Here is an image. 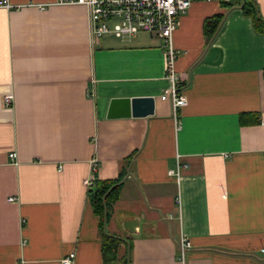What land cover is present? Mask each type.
<instances>
[{
    "label": "crops",
    "instance_id": "1",
    "mask_svg": "<svg viewBox=\"0 0 264 264\" xmlns=\"http://www.w3.org/2000/svg\"><path fill=\"white\" fill-rule=\"evenodd\" d=\"M8 1L0 6V264L70 255L73 264H264V32L241 1L197 0L179 16L173 43L186 105L176 108L161 97L170 81L158 37L143 30L91 42L84 5ZM255 1L264 21V0ZM217 14L209 37L205 21ZM146 96L155 105L147 116L112 108ZM179 163L176 181L168 170ZM91 176H121L104 224L89 201ZM103 234L120 239L110 262Z\"/></svg>",
    "mask_w": 264,
    "mask_h": 264
},
{
    "label": "built area",
    "instance_id": "2",
    "mask_svg": "<svg viewBox=\"0 0 264 264\" xmlns=\"http://www.w3.org/2000/svg\"><path fill=\"white\" fill-rule=\"evenodd\" d=\"M197 0H59V3L81 4L86 7L89 15L90 40H99L104 34L111 33L118 38H130V36L147 31L161 40V50L164 52V72L170 81V86L165 89L162 98H170L176 108L186 105V98L180 92L181 77L176 69L178 51L174 47L173 32L179 21L178 18ZM211 1V0H200ZM221 3L231 0H215ZM0 6L9 7L8 0H0ZM4 99L10 103L11 95H5ZM10 159H14L15 153L10 152ZM92 170L95 171L96 162H92ZM184 167L178 164L176 170H168V174L174 176L176 181L181 177L180 171ZM85 184L91 188L94 177L86 179ZM10 201L14 200L9 197ZM177 201V199H176ZM178 202V201H177ZM180 256L184 258V251L190 246V242L182 236L180 238ZM61 264H73L72 256H65Z\"/></svg>",
    "mask_w": 264,
    "mask_h": 264
},
{
    "label": "trees",
    "instance_id": "3",
    "mask_svg": "<svg viewBox=\"0 0 264 264\" xmlns=\"http://www.w3.org/2000/svg\"><path fill=\"white\" fill-rule=\"evenodd\" d=\"M243 13L252 19L253 28L264 32V21L261 18L258 5L255 0H240ZM221 15L217 14L210 19H206L204 31L207 36H212L213 31L221 22ZM253 122H258L256 117ZM122 186L121 176L114 180H94L93 186L89 190V201L96 214L100 216L101 224H104L113 204L119 198ZM120 239L111 234L102 235V251L104 260L113 261L116 259V248Z\"/></svg>",
    "mask_w": 264,
    "mask_h": 264
},
{
    "label": "water",
    "instance_id": "4",
    "mask_svg": "<svg viewBox=\"0 0 264 264\" xmlns=\"http://www.w3.org/2000/svg\"><path fill=\"white\" fill-rule=\"evenodd\" d=\"M153 97H132V99H115L112 101V108H122L126 114L132 116H147L154 111Z\"/></svg>",
    "mask_w": 264,
    "mask_h": 264
}]
</instances>
